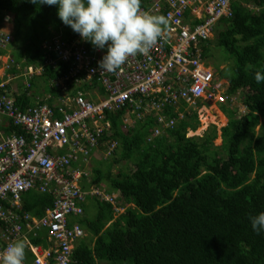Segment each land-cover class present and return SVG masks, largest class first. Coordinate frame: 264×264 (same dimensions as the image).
I'll use <instances>...</instances> for the list:
<instances>
[{
    "label": "trees",
    "instance_id": "16d2710c",
    "mask_svg": "<svg viewBox=\"0 0 264 264\" xmlns=\"http://www.w3.org/2000/svg\"><path fill=\"white\" fill-rule=\"evenodd\" d=\"M144 6L146 0H141ZM231 8L233 16L225 20L228 26L220 33L218 45L234 48L230 78L235 88H247L243 102L248 111L240 118L231 111L221 128L225 156L219 154L221 145L218 150L210 149L214 129L201 138L185 136L187 127L194 129L199 123L195 112L151 142L145 141V135L153 117L124 131L121 118L130 105L106 112L112 127L108 137L118 143L121 157L130 158L135 168L114 174L94 168L92 182L100 186L107 181L130 206L107 225L113 217L111 204L92 198L96 213L93 218L77 219L88 236L77 241L70 264H264V234L254 232L249 221L250 214L264 211V82L257 84L254 79L255 71L264 70V0H236ZM3 10L13 15L23 33L43 28L47 34L49 28L62 24L55 6L32 0H0ZM167 27L163 26L164 33ZM27 34L37 36L36 32ZM24 53L44 64L41 77L44 82L52 81L47 91L50 102L52 90L59 88L56 79L64 76L66 88L74 87L70 60H59L55 54L46 58ZM87 86L82 83L74 89L89 90ZM23 98L28 99L25 93ZM167 108L163 103L162 109ZM210 118L214 116L206 114L202 123L206 125ZM22 204V218L25 213L40 218L52 200L48 193L31 190L23 195ZM27 237L34 246L47 245L44 231ZM19 240L25 242L24 236L13 243ZM29 255L26 246L24 263Z\"/></svg>",
    "mask_w": 264,
    "mask_h": 264
},
{
    "label": "built area",
    "instance_id": "2783aa9c",
    "mask_svg": "<svg viewBox=\"0 0 264 264\" xmlns=\"http://www.w3.org/2000/svg\"><path fill=\"white\" fill-rule=\"evenodd\" d=\"M232 1L153 0L147 11L165 16L168 32H162L148 55L129 57L115 72L101 70L100 50L94 48L89 54L84 48L64 44L68 50L64 60L75 63L70 76L78 79L87 71L85 79L96 77L101 82L104 98L97 105L81 91H71L72 102H63L65 107L40 103L19 109L9 92L11 77L0 83V116L9 119L14 128L26 131V136L15 132L0 136V250L22 236L29 243L27 231L45 227L56 243L45 251L29 245L36 256L35 264L70 263L72 242L82 235L80 225L71 219L82 213L88 196L100 195L89 174L72 163L86 161L105 136V128L98 120L102 110L128 103L141 115L157 106L154 100L168 95L195 104L213 86L212 72L202 65L201 38L206 37L214 22L232 16ZM9 40L10 35L0 29V48ZM0 61L8 64L7 60ZM72 103L74 106L68 107ZM63 147H68L67 152L60 151ZM31 189L52 195V206L40 218L27 213L22 218L1 203L19 201L21 194Z\"/></svg>",
    "mask_w": 264,
    "mask_h": 264
},
{
    "label": "clouds",
    "instance_id": "9594fccd",
    "mask_svg": "<svg viewBox=\"0 0 264 264\" xmlns=\"http://www.w3.org/2000/svg\"><path fill=\"white\" fill-rule=\"evenodd\" d=\"M152 1L153 0H146L147 6L141 7V0H32L34 4L55 6L57 15L64 25L69 26L75 33L79 35L83 41H85V43L88 42L94 48L100 50L98 55L102 56V58L98 62L99 67L101 70L108 72L117 71L131 56H136L138 54L145 56L148 55L152 46L160 38L162 32L164 33L163 26L168 23V20L163 15H153L147 11V8L151 6ZM234 1L236 0L231 2V6ZM244 4L253 10H257V7H254L251 4ZM0 12L2 13L0 16V29L9 34V32L6 30V27L11 14L4 10ZM229 18L220 19L214 22L212 27L207 30L206 37L201 38L202 43L199 45V48L201 49V55L202 52H204L203 47L205 48L206 55H202V65L212 72L213 86L207 88L202 96L196 100L195 104H188L179 96L172 98L168 95L166 99H159L156 107L141 115H137V112L134 111L133 108H128V110H125V113L121 118V128L124 131H127L128 129L135 126L137 127L138 123L143 120L146 115H150V117L154 118V123L148 129V133L145 135V141L151 142L155 137L164 135L169 129L176 127V124H178L181 120L189 118L190 114L195 112L196 106L199 105V101L205 97L212 98V101L214 102V108L212 109V112L216 109L222 110V114L227 119L226 124L229 117L225 114V112L229 115V113L233 111L235 116L238 118L242 117L241 115L247 113L248 110L245 104H241L236 100L230 99L234 96L243 95V91L246 92L247 88H235L231 78H228L224 75V73H222V68H218V66H214L213 64H208V61L211 58L212 48H214L213 42L216 44V47L219 46L218 41L220 38V33L227 28L228 22L225 20ZM196 20V22L201 21V19ZM222 21L226 22V27L217 32L215 29ZM237 35L238 36L235 34V37L240 39V35ZM232 38H234V35ZM7 45H9V43ZM223 50L226 55H223L221 58L227 60L226 62L230 61L229 58H232L231 54H234V48L230 47ZM217 53L218 51L215 52L214 48L213 56L216 57ZM0 59L8 61V64H2L0 61V83L4 81L7 82V76L11 77L8 81V85L10 84L9 89H11V84H13L16 78L19 76L22 77L24 75H32L34 68L38 67L32 64V61H30L29 58H27L26 63H14L12 61V56H6L0 53ZM213 61L214 60H212V62ZM43 65L39 68V73L43 72ZM84 72L85 73L81 74L78 79L72 77L75 79V85L74 87H71V91H81L86 99L97 105L100 103V100L104 98L103 88L101 86L102 84L99 80H97L96 77L85 79L84 77L87 74V71ZM254 79L257 84L264 82V70L255 71ZM82 83L88 85L87 87H90V89L84 90L86 89L84 88V91L74 89L76 85ZM176 89L177 88L173 87L174 91ZM218 93L220 94V98H214ZM89 94H92L93 97H90ZM163 103H166L169 108L166 110L162 109ZM236 103L242 106H238ZM119 107H121V105L111 106L103 109L101 112V118L98 119L105 128V136L99 143L103 141L104 142L101 145L98 144V146L106 148L105 154H111L112 152H115L118 144L112 138L108 137L112 133V127L110 120L106 117V112L117 110ZM219 113L220 112H218V114ZM214 116L217 118V114H214ZM195 128L190 129L195 130ZM223 139L224 138L221 136L222 142ZM110 145L113 147H110ZM218 145L222 146V143L220 142ZM89 176L90 182L93 184V175ZM93 186L99 189L100 195L88 196V198H97L99 201L108 202L112 206L113 217L110 221H108L107 225H109L114 219L124 213L125 209L129 207L130 204L123 203V199L119 198L118 190H111L108 182L105 180L101 182L100 186L95 184H93ZM31 190L38 192L36 189ZM25 193L26 192H24V194ZM104 196L110 197L111 200H103L102 197ZM85 202L82 205V213L78 216H74L71 219L73 222L78 223L81 227L80 229L82 230V235L77 237L72 242L71 260L73 248L77 241L87 238L88 236V232L77 220L78 218L83 217ZM249 221L254 232L257 234H264V211L258 212L256 214H250ZM39 231H44L45 240L47 243L45 247H42L41 245L34 246L30 244V241L29 243H26L23 240L10 243L6 248L0 250V264H31L29 262L24 263L26 246L27 249L33 254L31 255V258L29 257V259H31L33 264H35L36 256L29 249V245L45 251L56 243V239L54 240L50 237L48 229L45 227L36 229L32 235L37 234ZM26 238L29 239L27 234Z\"/></svg>",
    "mask_w": 264,
    "mask_h": 264
},
{
    "label": "rangeland",
    "instance_id": "374dc122",
    "mask_svg": "<svg viewBox=\"0 0 264 264\" xmlns=\"http://www.w3.org/2000/svg\"><path fill=\"white\" fill-rule=\"evenodd\" d=\"M2 13L0 12V16ZM18 27L15 23V18L12 16L9 17L7 22L6 30L10 34L9 45L4 48H0V53L6 56H12V61L19 62V63H26L27 62V55L24 53L26 52H34L35 55L40 56L44 55V57L49 58L54 54L57 55L59 60H64L63 55L66 51L63 45L68 43L70 48L79 49V48H88L89 52H93L94 47L89 43H85L77 33H75L69 26L64 25L63 23L58 25L56 28H49V32L46 34L43 28L34 29L33 31L26 30L24 33L22 32V28L18 30ZM226 27V22L222 21L216 27V31H220ZM31 32L32 35L36 37L32 38L27 33ZM27 34V35H26ZM236 36H238L236 34ZM213 46L215 48V52L218 51L216 57H214V48H212L211 58L208 61V64H213L214 66H218V68H222V73L228 78L233 75V65L234 61L232 58H229L230 61L226 62L227 60L222 59L223 55H226L223 49H225L224 45H219L216 47V44L213 42ZM218 49V50H217ZM67 53V52H66ZM72 53H70L71 55ZM212 60H214L212 62ZM23 80H27V77L23 78ZM22 87V86H21ZM66 87V86H65ZM67 89V88H66ZM70 94V87L67 89ZM48 89L44 88L45 94H47ZM245 92V91H243ZM238 104V103H236ZM238 106H242L239 105ZM214 107V102L212 98L205 97L199 101V105L196 106L195 112L197 119L199 121L198 125L196 126L195 130H191L190 128H186L187 133L185 134L186 137H198L201 138L205 133H210L211 130L214 129L215 131V138L213 140V145L210 146L211 150H218L217 145L222 143L221 140V128L226 125L227 119H222L219 114L223 113L222 110L216 109L212 112ZM212 115L217 114V118L214 116L212 121L207 125L202 123V119L204 118L205 114L210 113ZM207 112V113H206ZM228 116V114L225 112ZM223 115V114H222ZM224 116V115H223ZM214 119V120H213ZM211 118L207 121L209 122ZM191 122V121H190ZM177 126V124H176ZM259 126H256L255 129L257 130ZM223 145L219 150V154L225 156L223 153ZM106 148H102L100 146L95 147L89 157L88 160L83 164L84 169L91 175L93 168H102L104 170H109L111 173H116L118 171H131L135 168L134 163L130 158L121 157L120 153L123 152L121 147L117 146L115 152L111 154H105ZM106 157V158H104ZM115 158L117 161H113L112 159ZM114 193V192H113ZM96 205L95 201L92 198H88L84 204V213L83 216L88 218H93L96 213ZM28 257L31 258V255ZM120 264L119 262H116Z\"/></svg>",
    "mask_w": 264,
    "mask_h": 264
},
{
    "label": "crops",
    "instance_id": "0c3cea01",
    "mask_svg": "<svg viewBox=\"0 0 264 264\" xmlns=\"http://www.w3.org/2000/svg\"><path fill=\"white\" fill-rule=\"evenodd\" d=\"M29 60L32 61V64H34L35 66H38V67L34 68L32 75H24L22 77L19 76L18 78H16L14 80L13 84H11V89H9V92L11 93V96L14 99V101L16 102L17 107L19 109H25L26 107H33V106L40 104V103H45V104H48L49 106H52V107H65V103L72 102V93L69 94V91L65 87L66 86L65 82H63L64 76L56 79L55 82L58 84L59 88H58V90H55V89L52 90L55 92H54V98L50 102L49 98L51 97V95L49 93L45 94L44 88H47L48 90L51 89L49 87L52 85V81L44 82L42 79V77L44 75L43 72L39 73V68L42 66V64H39L30 58H29ZM69 71H71V69ZM25 77H27L26 81L23 80V78H25ZM32 81L34 82V84H32ZM8 87L10 88V84L8 85ZM70 92H71V88H70ZM24 93L26 94V96L28 98V99H26L27 101L24 100V98H23ZM39 93H41V94H39ZM89 96L93 97L92 94H89ZM214 98H220V94L218 93ZM230 99L236 100V101L240 102L241 104H244L243 95L234 96ZM63 102H65V103H63ZM73 106L74 105L72 103L68 107H73ZM209 112L212 115L211 111H209ZM220 116L225 120L224 116L221 113H219V120H220ZM146 117H150V116L146 115ZM210 122H207V124ZM149 128H150V126L148 127V129ZM12 132L26 136V131L24 129H22L19 126L14 128L10 124L9 119H6V118H3L0 116V136L11 134ZM67 150H68V147H63L60 149L61 152H67ZM84 163H85L84 161L83 162L78 161V162L72 163V165L74 168H78L81 171L87 172L83 167ZM102 170H104V169H102ZM91 175H93V171H92ZM48 194L51 196V200H52V195L50 193H48ZM23 195H24V193L21 194L19 201H13L12 199L9 198L10 200H3L1 203L8 206V207H11L16 212L24 211L22 209V207H23V204H22ZM33 217H35V216H33ZM34 231H35V229H30L27 231V233H30L32 235V233ZM31 255H33V254L31 253ZM28 262L33 264L31 259H29Z\"/></svg>",
    "mask_w": 264,
    "mask_h": 264
},
{
    "label": "bare ground",
    "instance_id": "6f19581e",
    "mask_svg": "<svg viewBox=\"0 0 264 264\" xmlns=\"http://www.w3.org/2000/svg\"><path fill=\"white\" fill-rule=\"evenodd\" d=\"M208 114V113H207ZM223 119V118H222ZM214 120V119H213ZM212 121V120H211ZM210 122V121H209ZM207 124V123H206Z\"/></svg>",
    "mask_w": 264,
    "mask_h": 264
}]
</instances>
